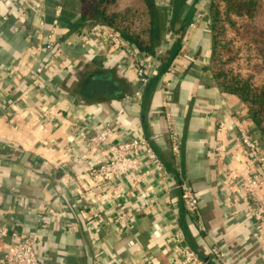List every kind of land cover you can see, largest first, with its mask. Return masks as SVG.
Masks as SVG:
<instances>
[{
  "label": "crops",
  "instance_id": "0c3cea01",
  "mask_svg": "<svg viewBox=\"0 0 264 264\" xmlns=\"http://www.w3.org/2000/svg\"><path fill=\"white\" fill-rule=\"evenodd\" d=\"M34 1L24 14L13 0H0V224L5 230L0 262L12 231L32 229L43 264H125L145 255L176 264L170 231L178 230L209 264H216L209 255L214 242L232 264H264V235L255 233L248 199L226 181L234 167L233 150L220 160L212 152L216 142H232L234 116L260 136L244 104L221 92L205 68L208 0L191 7L174 70L142 87L138 104L128 101L139 86L133 72L105 49L77 39L84 25L75 0ZM52 27L56 45L71 41L55 58L44 46ZM173 38L168 32L166 39ZM20 70L25 74L17 81ZM110 115L115 134L98 155L130 136L144 135L164 163L168 181L161 182L144 161L137 174L107 182L102 194L71 182L87 163H72L69 156L83 151L88 136ZM169 126L179 136L178 153L171 149ZM178 183L197 196L195 212L186 211L175 187L169 191L174 214L165 211L162 190ZM121 206L135 215L132 228L120 233L115 210ZM91 209L106 223L89 230L85 223Z\"/></svg>",
  "mask_w": 264,
  "mask_h": 264
},
{
  "label": "built area",
  "instance_id": "2783aa9c",
  "mask_svg": "<svg viewBox=\"0 0 264 264\" xmlns=\"http://www.w3.org/2000/svg\"><path fill=\"white\" fill-rule=\"evenodd\" d=\"M169 0H160L162 6H167ZM40 2V1H39ZM25 14L27 9L32 8L35 4L34 0H13ZM38 4V3H37ZM61 7L56 6L55 15L61 14ZM3 15L2 18H6ZM191 25L193 24L190 23ZM14 30L18 28L14 27ZM78 40L83 44L89 42L98 48H103L108 54L115 55L120 64L131 70L134 74V80L139 84L128 98L129 102L139 103L142 99V87L147 85L152 75L157 71V57L160 51L146 53L140 50L133 42L125 39L114 28L101 23H92L83 26L76 31ZM54 36V28L48 30L45 48L52 52V58L63 50V45H69L71 41L65 39L63 43L56 45ZM177 54L167 68L170 72L174 70V61ZM53 67L58 65L53 64ZM25 67V66H24ZM25 72L21 70L14 77L20 81L24 77ZM163 82H167L166 79ZM118 111H121L119 109ZM10 115V114H9ZM234 124L236 133L230 144L221 141L216 142L212 146V152L217 159H221L228 150H233L231 159L234 167L227 171L226 181L232 187H237L243 191L248 199V214L253 220L255 233L261 237L264 235V145L242 124L241 120L234 116ZM12 122V121H10ZM15 127L16 124L12 122ZM223 121L218 125V129H222ZM170 128V126H169ZM114 133V117L108 116L100 123L88 136L85 149L81 152H73L69 156L72 163H87L85 169L71 182H76L75 186H85L92 189L98 194L104 193L107 182L113 181L118 177L125 176L129 173H138L141 164L145 161L149 169L154 170L155 174L160 177V181H168V172L160 156L157 154L150 141L144 135L130 136L127 140L113 144L106 153L98 152L103 149L104 145L112 138ZM170 142L173 153H178L179 136L177 132L170 128ZM82 184V185H81ZM175 187L181 191V200L184 208L188 212H195L197 206V196L184 183L176 185L166 184L162 190L165 197V211L172 213L170 205V188ZM98 202L97 205H102ZM110 204V203H109ZM141 207L143 204L140 205ZM92 210V209H91ZM174 214V213H172ZM134 210L127 213L123 206L115 210V220L118 221V232H125L132 228ZM41 217L37 218L40 222ZM172 224L173 221H171ZM106 223L104 218H100L96 209H93L87 217L85 227L89 230L97 229ZM4 227L0 224V238L4 236ZM11 241L2 250L1 264H43L40 255L36 251L37 240L34 230L21 232L14 230L11 233ZM170 241L173 243V252L176 257V264H209L187 243L183 235L176 230L170 231ZM209 255L216 264H232L226 251L217 243H211L209 246ZM125 264H160L155 256L131 257Z\"/></svg>",
  "mask_w": 264,
  "mask_h": 264
},
{
  "label": "trees",
  "instance_id": "16d2710c",
  "mask_svg": "<svg viewBox=\"0 0 264 264\" xmlns=\"http://www.w3.org/2000/svg\"><path fill=\"white\" fill-rule=\"evenodd\" d=\"M111 1L75 0V10L84 26L101 23L146 53L160 51L157 71L149 81L155 82L179 52L191 7L200 0H169L165 7L160 0H142L141 9L121 13L109 11ZM206 8L210 56L205 68L221 92L235 95L244 104L264 145V0H208ZM140 13L147 17L143 26L139 19L137 24L130 20ZM168 32L173 40L166 39ZM239 60L246 61L245 70L235 66Z\"/></svg>",
  "mask_w": 264,
  "mask_h": 264
},
{
  "label": "rangeland",
  "instance_id": "374dc122",
  "mask_svg": "<svg viewBox=\"0 0 264 264\" xmlns=\"http://www.w3.org/2000/svg\"><path fill=\"white\" fill-rule=\"evenodd\" d=\"M139 3H142V0H112L109 3L108 9H109L110 12L121 13L124 10H129L130 11V9H132L134 6H137L138 8L141 9V7H140L141 5ZM137 16H134V17L131 16L130 20L133 23L137 24L138 19H139L140 20L139 21V25L143 26L144 22L147 21L146 14L145 13L144 14L140 13ZM236 64H238V67L241 68L242 70H245V67H247L246 61H244V60H239L238 63H235V66H236Z\"/></svg>",
  "mask_w": 264,
  "mask_h": 264
},
{
  "label": "water",
  "instance_id": "95a60500",
  "mask_svg": "<svg viewBox=\"0 0 264 264\" xmlns=\"http://www.w3.org/2000/svg\"><path fill=\"white\" fill-rule=\"evenodd\" d=\"M91 23H94L93 21H91Z\"/></svg>",
  "mask_w": 264,
  "mask_h": 264
}]
</instances>
